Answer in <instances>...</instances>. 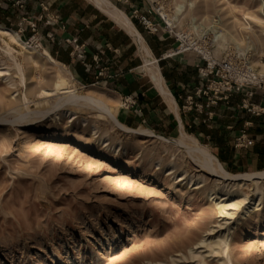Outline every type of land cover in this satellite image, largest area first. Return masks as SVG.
Instances as JSON below:
<instances>
[{"label": "rangeland", "instance_id": "374dc122", "mask_svg": "<svg viewBox=\"0 0 264 264\" xmlns=\"http://www.w3.org/2000/svg\"><path fill=\"white\" fill-rule=\"evenodd\" d=\"M109 1L128 16L118 0ZM151 1L154 8L164 5L165 12L172 15L179 0ZM36 2L9 1V21L0 24L16 31L25 42L32 36L38 38L33 46L41 51L46 49L43 28L47 17L36 22V34L24 22L37 16L34 9L30 10ZM195 2L196 14L206 5L210 21L202 23L205 27H211L212 18L220 14L228 28L233 16L240 21L250 16L258 0ZM186 19L183 31L190 27ZM132 23L137 26V22L132 20ZM251 24L259 31L255 23ZM55 36L60 40L59 33ZM129 41L132 42L130 38ZM0 45L4 47L1 39ZM13 48L22 52L16 46ZM134 48L132 58L142 65L135 45ZM228 52L239 51L223 43L217 55L222 54L221 59L223 53ZM246 52L250 57V50ZM18 58L27 77L26 89L19 85L8 86L0 78V119L6 120L0 122V264H264V216L261 212L247 215L240 221L237 220L241 211L233 221L220 217L217 212L222 203L215 206L217 202L209 197L217 193V189H213L216 179L198 172L193 162L172 146L169 152L174 156L169 157L157 141L112 129L110 123L102 117L95 118L96 113L89 109L82 110L81 115L97 124L115 143H121V151L102 147L92 136L91 126L84 128L81 122L65 124L63 119L57 123L35 115L29 120L17 121V115L26 113L23 95L31 112L47 108L38 93L50 89L54 80L48 65L40 62L39 69L33 70L20 55ZM251 59L253 65L262 70L260 63H264V56L257 64H254L255 56ZM141 71H132L131 76L140 77L146 87L151 86ZM40 76L42 80L38 82ZM70 84L81 95L95 91L100 97L112 100L114 106H111L123 123L121 113L125 111L122 108L128 99L124 98L121 104L110 87L101 83L92 87L84 85L75 75ZM136 127L139 126L133 128ZM176 135L164 137L175 138ZM196 140L214 156L206 141ZM151 159L155 161L153 165ZM159 161L173 162L177 172L168 176V167L159 169L156 165ZM220 165L226 172L237 174ZM181 171H187L186 176L202 175L205 179L202 188L192 189L186 184L188 178L179 183L177 176ZM247 172L255 171L244 168L238 173ZM211 229L215 231L212 236L207 234ZM223 235H228L229 249L221 255L216 243ZM202 239L204 244L200 248L193 245Z\"/></svg>", "mask_w": 264, "mask_h": 264}, {"label": "crops", "instance_id": "0c3cea01", "mask_svg": "<svg viewBox=\"0 0 264 264\" xmlns=\"http://www.w3.org/2000/svg\"><path fill=\"white\" fill-rule=\"evenodd\" d=\"M9 1L11 0H0L1 24L9 21ZM119 3L127 12L130 21L137 22L134 27L157 61L158 71L175 103L173 111L145 74L151 86L146 87L140 77L131 76L132 71L141 70L143 66V63L140 65L139 61L132 58L135 53L133 40L87 1L37 0L30 10L34 9V14L37 15L33 17L35 21L40 17L41 20L46 19L47 16L58 18L57 22L44 26V43L46 50L56 61L72 69L73 77L75 75L87 86L101 83L104 87H110L119 96L120 102L124 98L128 99L130 104L125 102L122 108L125 112L121 113L125 126L144 127L161 136H171L177 133L181 126L187 135L206 141L226 170L233 173H238L244 168L251 171L264 170L262 119L250 116L240 109L242 97L239 94H234L229 101L218 102L215 107L202 113L193 107L189 108V97L193 105L202 103L201 99L194 97L195 90L203 82L198 75L195 61L182 62L176 56V60L171 62L164 58L163 53L168 51L170 46H175L174 41L165 34H150L132 16L130 5L134 1L130 4L120 1ZM29 5L27 7H30ZM146 9L147 7L141 4L139 13L145 14ZM57 33L60 40L55 39ZM47 34L52 37L48 38ZM73 39L77 40L75 44L71 42ZM81 46L82 58H79L78 49ZM251 103L264 107V98L257 94L253 96ZM208 112L213 113L211 118L208 117ZM242 131L254 139L253 146L234 147V139Z\"/></svg>", "mask_w": 264, "mask_h": 264}, {"label": "bare ground", "instance_id": "6f19581e", "mask_svg": "<svg viewBox=\"0 0 264 264\" xmlns=\"http://www.w3.org/2000/svg\"><path fill=\"white\" fill-rule=\"evenodd\" d=\"M85 1L95 7L101 14L108 18L116 27L125 32L133 40L137 47L138 54L142 59L143 66L141 67V70L173 111L175 103L158 71L159 68L157 67V61L152 56L150 49L147 47L142 36L134 27L128 16L123 11L115 7L109 0ZM195 1L196 0H179L174 6L172 15H168L165 12L166 10L164 9V5H161L160 3V7L157 10L158 13L165 19L166 23L169 26L174 25L178 29L177 32L179 33H181L182 24L186 18L188 19L187 23L190 24L189 26L191 32H197L198 29L211 32V37L214 38L215 41L213 43L215 55H217L223 47V43H228L240 52H235L238 55L246 54V51L250 50V58L255 56L257 61L254 62V64H257L259 58L264 56V0H258L256 10L253 11L250 16H245L243 20L240 21L233 16V20L228 23V28L223 24L220 14L212 18L210 24L211 27H205L202 23L210 21L206 5L205 9H203L201 13L196 14L194 12ZM216 12L219 13L220 10H217ZM247 20L251 21V23H255L259 28V31H256L254 26ZM0 39L4 45V47L0 45V78L5 81L6 85H19L26 89L27 77L25 75L23 65L20 63L21 61H19L18 55L21 56L23 62L31 69H39V63L42 62L46 66H49L51 74L54 75L51 88L40 90L38 93V98L44 101L43 104H45L47 108L42 111L31 112V110H29V102L27 101L26 96L23 95V111H26V113H20L17 117L15 116L17 121H25L26 119L29 120L31 115H35L43 118H49V120H58L59 122L64 119L65 124L68 122H81V125L84 128L91 126L92 136L96 137L98 144L100 143L102 147H113V152L121 151V143H115L110 136H106L105 133L99 129L97 124L95 125L92 122H89L87 118L81 115V111L84 109L93 110L97 115L95 118L102 117L105 122L111 124L112 129L115 128L127 135H134L137 138L155 140L158 144L163 146V152L167 155L169 154V157L174 156L169 152V146H172L175 150L186 155L187 158H189L199 169L198 172H205L209 176L214 177L216 179V183L213 186V189L216 188L217 193H212L209 197H213L211 201L215 200V203L217 202L215 206H219V204L222 203V205L220 204L217 214H220V217L225 218L226 221H233L238 211H241L242 213L240 215V219L237 221H240L241 218H245L247 215L249 217L256 215L259 211L264 216V207L261 208L264 204V170L237 174L226 172L210 151L205 146L200 145L196 139L187 135L182 130L181 126L180 130L177 131V137L175 138L158 135L143 127H127L117 118L116 111L111 106V104L113 105L114 103L112 100L110 101L100 97L101 94L99 95L93 90L91 91H93V93L95 92L97 96L94 95L95 93L93 94L91 92L87 95L77 93L75 88L70 84V80L74 79L71 71L64 64L56 61L46 49L43 48L41 51H38L36 47L33 46L34 39L25 42L19 37L16 31L5 28L1 25ZM13 46L18 47V49L20 48L22 52L20 53L16 51ZM194 57L195 55L189 52L177 55V58H179L180 61L186 63H194ZM251 62L253 64V60ZM260 65L261 69L264 70V63H260ZM41 80L42 78L40 76L38 78V82ZM5 121L6 120L4 119H0V122ZM65 124L62 125L64 126ZM179 160L182 161L181 159ZM150 162L152 164L155 161L153 162V159H151ZM156 165L159 169L168 167L166 170L168 176H172L177 172V168L171 161L166 163L159 161ZM186 174L187 171L180 172L177 176V178H179V183L188 178V182L186 184L190 185L192 189L202 188L205 181L202 175L186 176ZM243 189H246L247 191L245 192ZM223 215H225V217H223ZM219 228H221V225H219ZM213 232L215 231L211 229L207 232V234L210 233L212 236L214 234ZM227 238L228 235H223L219 238V241L217 240L218 242L216 243V246L219 248V253L221 255L227 248L229 249ZM203 244L204 240L202 239L193 245L195 247H199ZM189 251H192V248L189 249Z\"/></svg>", "mask_w": 264, "mask_h": 264}, {"label": "built area", "instance_id": "2783aa9c", "mask_svg": "<svg viewBox=\"0 0 264 264\" xmlns=\"http://www.w3.org/2000/svg\"><path fill=\"white\" fill-rule=\"evenodd\" d=\"M125 4H130L134 1L130 8L132 16L150 33V34H165L170 37L175 44V47L170 49L164 55V58L174 59L180 53H193L195 55V67L198 70V75L203 81L194 93V97L201 99L202 103H192L191 97L188 98L187 106L193 107L197 112L202 113L204 110L211 109L220 101H229L234 94L241 95L240 109L253 117H259L264 122V107L254 105L251 99L255 95H260L264 98V70H259L251 62V58L247 54L238 55L237 53H223L220 55L214 54L213 43L214 38L211 37V32H206L198 29L197 32L188 30L181 33L172 25L169 26L165 19L158 13V8H154L151 0H118ZM143 4L147 7L145 14L139 13V7ZM158 6V5H155ZM39 20H24L27 27L33 34H36V22ZM58 18H49L47 16L46 25L57 22ZM51 38V34L46 35ZM31 39L37 41L38 38L32 36ZM30 39V40H31ZM29 41V40H28ZM76 39L71 40L76 43ZM77 48V46H76ZM82 46L79 47L78 57L82 58ZM128 104H130L128 102ZM208 117H212V112H208ZM254 139L242 131L234 139L235 148H248L253 146Z\"/></svg>", "mask_w": 264, "mask_h": 264}, {"label": "trees", "instance_id": "16d2710c", "mask_svg": "<svg viewBox=\"0 0 264 264\" xmlns=\"http://www.w3.org/2000/svg\"><path fill=\"white\" fill-rule=\"evenodd\" d=\"M0 23H1V21H0Z\"/></svg>", "mask_w": 264, "mask_h": 264}]
</instances>
